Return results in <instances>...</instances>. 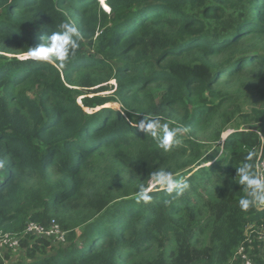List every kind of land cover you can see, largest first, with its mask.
Listing matches in <instances>:
<instances>
[{"label":"trees","instance_id":"trees-1","mask_svg":"<svg viewBox=\"0 0 264 264\" xmlns=\"http://www.w3.org/2000/svg\"><path fill=\"white\" fill-rule=\"evenodd\" d=\"M106 3L0 0V245L21 237L25 264H240L252 241L264 264V207L242 211L235 180L264 147V0ZM64 21L83 34L67 63L24 58ZM143 116L189 131L165 152L137 129ZM112 149L133 166L116 179L101 162ZM159 169L189 187L137 203ZM52 219L61 246L26 233Z\"/></svg>","mask_w":264,"mask_h":264},{"label":"clouds","instance_id":"clouds-1","mask_svg":"<svg viewBox=\"0 0 264 264\" xmlns=\"http://www.w3.org/2000/svg\"><path fill=\"white\" fill-rule=\"evenodd\" d=\"M40 40L41 43L36 47L27 48L23 54L24 58L42 62L59 61L63 66L69 61L71 55L79 49L83 34L74 23L64 21L59 24L58 30L52 31L50 35H42ZM136 127L146 135L150 134L156 139L158 146L165 152L178 146L181 143L179 137L189 131L187 127H171L168 123H162L160 118L156 116H143ZM225 139L226 136L223 137L222 142ZM253 156L254 153L249 152L244 163L237 167L235 180L243 187L244 192L239 200V207L242 211H247L250 207L264 206V175L254 170L255 165L251 163ZM0 166H2V162H0ZM151 179L154 181L153 184L147 187L138 186L137 203L151 201L152 196L149 193L155 186H159L170 196L175 193L173 199L182 195L189 187L185 180L176 178L171 171L166 169H159L151 173ZM165 203H170V201L166 200Z\"/></svg>","mask_w":264,"mask_h":264},{"label":"rangeland","instance_id":"rangeland-1","mask_svg":"<svg viewBox=\"0 0 264 264\" xmlns=\"http://www.w3.org/2000/svg\"><path fill=\"white\" fill-rule=\"evenodd\" d=\"M100 4L105 11H110V8L106 3V0H100ZM109 84L110 85L114 84V87L116 85L114 81L109 82ZM94 89H97V87ZM89 92H91V91H89ZM111 92L112 91H104V92L99 91L98 93L91 92L88 94H89V96L109 95V94H111ZM79 102L82 103L81 97H79ZM110 105H112L116 109L121 108V105L119 103H111ZM86 109H88V108L86 107ZM236 124H238V126H240V128H242V129L243 128L244 129L249 128V129H255L256 131H258V129H257L258 127H256V126L253 127L252 125H247L243 122V120H241L240 123L236 122ZM232 129L233 128H229L223 134V137H225V136L227 137L233 131ZM218 149H219V144H215L210 148L209 151L206 152V154L208 156H211L213 153L217 152ZM121 150H123V152H126L127 149L123 148ZM116 154H117V150H114V149L107 150L105 152L103 158L101 159L102 166H108L109 167L107 170V177L110 179H116V177L113 175L114 172H116V174H117V172H121L122 176H124L126 174H129L133 169V166H131V165H123V164L118 163L115 159ZM97 161L98 160H96L95 163ZM153 183H154V181H151V184H153ZM29 235H32V234H29ZM48 239H50V238H48ZM51 241H52V244L54 245V247H59L63 244V243L62 244L58 243L53 238H51ZM261 251H262V256L264 257V245L261 248ZM2 252L5 255V264H25V263L30 262V258L27 256V248L26 247L22 248L19 246L17 248H13V247L9 248V246H2ZM49 252L52 253V250L50 249ZM252 253H254V246H253V242L251 241L250 245H249V250L246 252V249L244 248V251H243V254H245L246 258H244V256L241 253H238L237 256L235 257L234 261L236 259H239V257H240V264H247L246 260L248 258H250Z\"/></svg>","mask_w":264,"mask_h":264},{"label":"built area","instance_id":"built-area-1","mask_svg":"<svg viewBox=\"0 0 264 264\" xmlns=\"http://www.w3.org/2000/svg\"><path fill=\"white\" fill-rule=\"evenodd\" d=\"M256 171L264 175V147L260 148L258 152L257 162H256ZM264 207V206H260ZM27 234H32L37 237H45V238H53L58 243H63L66 241V233L63 231L60 227V225L56 222L55 219H52L49 225L45 226L43 224H39L36 222H30L27 226L26 230ZM20 239L21 237H17L13 235L12 233H4L2 235V241H1V248L2 246H9L13 248H17L20 245ZM244 248L241 247L239 250V253H241L244 258H246L245 254H243ZM247 264H252V261L250 258L246 260Z\"/></svg>","mask_w":264,"mask_h":264}]
</instances>
